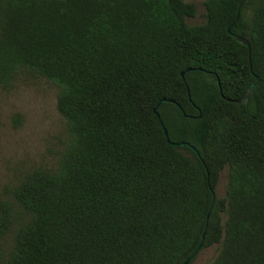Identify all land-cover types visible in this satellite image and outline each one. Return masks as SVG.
<instances>
[{
    "label": "trees",
    "instance_id": "1",
    "mask_svg": "<svg viewBox=\"0 0 264 264\" xmlns=\"http://www.w3.org/2000/svg\"><path fill=\"white\" fill-rule=\"evenodd\" d=\"M204 7L0 0V84L54 82L71 136L13 189L29 218L0 264H184L213 243L210 264H264V0ZM12 220L1 202L0 235Z\"/></svg>",
    "mask_w": 264,
    "mask_h": 264
},
{
    "label": "rangeland",
    "instance_id": "2",
    "mask_svg": "<svg viewBox=\"0 0 264 264\" xmlns=\"http://www.w3.org/2000/svg\"><path fill=\"white\" fill-rule=\"evenodd\" d=\"M195 5L188 24L205 21L204 0H185ZM58 86L47 78L21 71L8 83L0 84V203L13 205V220L0 235V250L5 259L13 249L18 228L29 216L15 203L13 189L36 168L53 170L71 136L66 120L57 108ZM226 170L215 187L218 197L225 196ZM220 243L199 250L187 264H210Z\"/></svg>",
    "mask_w": 264,
    "mask_h": 264
},
{
    "label": "water",
    "instance_id": "3",
    "mask_svg": "<svg viewBox=\"0 0 264 264\" xmlns=\"http://www.w3.org/2000/svg\"><path fill=\"white\" fill-rule=\"evenodd\" d=\"M240 5H241V4H240ZM239 8H240V7H239ZM227 30H228V32L230 33V35H231L233 38H235L237 41H239V42H241V43H243V44H246L247 47H248V49L250 50V43H249V41H248L246 38H244V37H242V36H240V35H238V34H236V33H233V32L231 31V27H230V26L227 28ZM256 83H257V77H255V78L253 79V81L249 84V86L247 87L246 92H245V94H244L243 97L238 98V99H230V98H226V99H227L228 101H234V102H240V103H241V102H243V103H247L248 100H249V95H250V93L253 91V89H254ZM163 100H165V99H160V100L158 101V103H157V107H158V105H159ZM154 110H155L156 114L158 115V111L156 110V108H155ZM161 124H162V122H161ZM162 125H163V124H162ZM163 131H164L165 135H167V130H166V128H165L164 126H163ZM172 143H173L174 145H183V144H185L184 141H178V142H172ZM188 262H189V258H186L185 261H184V264H187Z\"/></svg>",
    "mask_w": 264,
    "mask_h": 264
}]
</instances>
